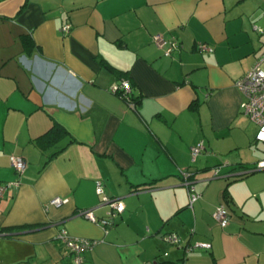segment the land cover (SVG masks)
I'll list each match as a JSON object with an SVG mask.
<instances>
[{
    "label": "crops",
    "instance_id": "crops-1",
    "mask_svg": "<svg viewBox=\"0 0 264 264\" xmlns=\"http://www.w3.org/2000/svg\"><path fill=\"white\" fill-rule=\"evenodd\" d=\"M263 22L264 0H0V184L19 183L0 199V264H73L62 229L102 241L85 264H264V143L235 86ZM155 36L179 47L165 57ZM123 80L135 109L110 92ZM103 196L125 207L107 233L79 215L104 218ZM198 243L210 248L185 251Z\"/></svg>",
    "mask_w": 264,
    "mask_h": 264
},
{
    "label": "built area",
    "instance_id": "built-area-1",
    "mask_svg": "<svg viewBox=\"0 0 264 264\" xmlns=\"http://www.w3.org/2000/svg\"><path fill=\"white\" fill-rule=\"evenodd\" d=\"M71 28L70 24H66L62 27L63 32H68ZM262 32V30H259ZM154 44L163 51V56L170 57L172 53L177 50L179 47V43L175 39L165 40L162 37L155 36L153 37ZM201 50H207L206 46H199ZM264 64V53L255 61L251 69L235 83L237 89L242 93L244 97V101L241 104V112L251 121L253 122L257 128L256 134V142L264 143V70H262L261 66ZM110 92L113 94H120L128 99V107L130 109H135V103L132 102L129 98L131 96V85L128 81L123 80L119 85L114 86L110 89ZM204 150L203 142L198 143L195 147L191 149V160L194 161L196 157ZM11 167L14 172L21 176L27 169L26 161L19 156H11L10 157ZM264 170V160L257 162L254 166L253 171ZM219 173V168L215 169L214 176H217ZM181 177L183 180V184L187 188L188 193V202L189 207L200 198V194L195 191L192 173L189 171H182ZM18 182H8L5 184H0V198H2L7 190L11 188L18 187ZM96 193L98 195H102V187L100 183H97ZM65 199L56 197L51 199L46 205L45 208L48 209L50 206L58 207L61 204L66 203ZM102 202L109 206V210L106 216L102 219L96 218L92 211L85 210L81 211L79 215L86 220L101 226L104 230V233H107L108 229L113 226V219L115 216L121 214L124 211V205L121 201L117 199H110L107 197L102 198ZM228 208L222 203L220 204L215 211L212 213L213 220L222 228L226 227L230 216H229ZM57 241H59L69 252L70 255L73 256V264H85L83 259V253L93 249L98 244L102 243V241H92L81 238L71 237L68 232L62 229L56 237ZM164 240L168 243L179 246L180 239L176 234H170L165 236ZM209 244H195L189 245L185 247L186 252H191L196 249H209ZM178 264H184L183 262Z\"/></svg>",
    "mask_w": 264,
    "mask_h": 264
},
{
    "label": "trees",
    "instance_id": "trees-1",
    "mask_svg": "<svg viewBox=\"0 0 264 264\" xmlns=\"http://www.w3.org/2000/svg\"><path fill=\"white\" fill-rule=\"evenodd\" d=\"M25 41L27 42V44L30 42V40L26 37L25 38ZM109 68V70H111L112 72H115L114 70H113V68H111V67H108ZM118 73H120V72H118ZM116 96H118L126 105L128 104V99L126 98V97H124V96H122V95H120V94H115ZM132 102H134L135 103V106L137 107V105H138V102H137V99L135 98H133L132 96H130V98H129ZM128 106V105H127ZM63 130V128H61V127H59V126H57V127H53V129H52V131H51V137H53L54 138V136H56V135H59V134H62V132H65V131H62ZM52 139V138H51ZM17 188V187H16ZM9 190H7V192H8ZM6 192V193H7ZM6 193H5V195H6ZM4 195V196H5ZM3 196V197H4ZM2 197V198H3ZM223 197H225V195L223 196ZM2 198H0V199H2ZM226 198V197H225ZM223 204L227 207V205H226V203H224L223 202Z\"/></svg>",
    "mask_w": 264,
    "mask_h": 264
},
{
    "label": "rangeland",
    "instance_id": "rangeland-1",
    "mask_svg": "<svg viewBox=\"0 0 264 264\" xmlns=\"http://www.w3.org/2000/svg\"><path fill=\"white\" fill-rule=\"evenodd\" d=\"M257 26H258V27H264V22H263V23H258ZM261 37H262V40L264 41V35L261 36ZM263 53H264V49H263V51L260 53V56H261ZM260 56H259V57H260ZM259 57H258V58H259ZM261 68H262V70H264V64H262Z\"/></svg>",
    "mask_w": 264,
    "mask_h": 264
}]
</instances>
